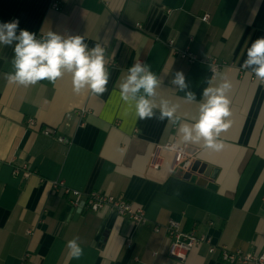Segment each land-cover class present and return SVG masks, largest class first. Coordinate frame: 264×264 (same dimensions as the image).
<instances>
[{"label":"crops","instance_id":"obj_1","mask_svg":"<svg viewBox=\"0 0 264 264\" xmlns=\"http://www.w3.org/2000/svg\"><path fill=\"white\" fill-rule=\"evenodd\" d=\"M60 1L55 10L53 0H0V23L17 18L18 31L81 35L89 49L106 46L108 90L76 94L67 73L55 83L9 84L14 52L0 45V264H23L26 255L25 264H235L209 254L207 246L186 260L165 254L166 235L153 225L171 218L232 250L263 252L264 84L242 65L251 43L264 37V0ZM166 41L225 65L214 75L205 62L178 58ZM138 62L161 80L154 102L176 105L177 124L141 120L121 99L119 84ZM177 71L195 101L171 84ZM222 79L232 83L231 123L218 138L223 148L187 143L199 150L198 163L213 170L209 184L176 169L170 150L161 151L154 167L156 147L185 143L179 124L198 119L203 89ZM29 119L36 124L29 126ZM55 182L81 191L80 204L63 188L55 190ZM94 191L143 207L149 222L87 209L83 201ZM76 237L84 250L78 260L67 248Z\"/></svg>","mask_w":264,"mask_h":264},{"label":"clouds","instance_id":"obj_2","mask_svg":"<svg viewBox=\"0 0 264 264\" xmlns=\"http://www.w3.org/2000/svg\"><path fill=\"white\" fill-rule=\"evenodd\" d=\"M18 27V20L0 23V45L12 47L14 52L11 60L13 70L5 74L9 84L29 87L41 80L55 83L67 73L76 94L88 90L94 96H101L108 90L110 73L105 67V48L101 44L89 49L81 35L65 37L49 30L37 38L35 33L26 29L18 31ZM242 67L250 70L257 81L264 84V37L256 39L248 47ZM171 84L185 93L187 102L195 101L196 94L189 90L182 71L174 74ZM160 87L161 80L150 66L138 62L128 68L127 75L120 82V97L141 120L167 119L177 124L180 118L176 115V105L167 99H161L159 104L154 102ZM231 89L232 83L227 79L203 89L204 101L199 104L198 119L191 124H179L183 142L200 144L203 141V147L216 151L223 148L218 138L231 123L226 119L231 115L228 96ZM154 109L159 110L158 116ZM67 248L71 258L78 260L83 255L79 237L68 241Z\"/></svg>","mask_w":264,"mask_h":264},{"label":"built area","instance_id":"obj_3","mask_svg":"<svg viewBox=\"0 0 264 264\" xmlns=\"http://www.w3.org/2000/svg\"><path fill=\"white\" fill-rule=\"evenodd\" d=\"M60 0H53L52 7L55 10L60 9ZM209 15L203 17L204 20H207ZM13 20H18L13 18ZM19 22V21H18ZM141 27V25H138ZM44 34L36 35L37 38L42 37ZM166 43L171 47L173 53L180 59H185L189 63L195 61L205 62L210 65L211 72L216 75L221 68L225 65V62L219 61L213 56H199L195 54L190 49L180 50L177 49L174 45V41H166ZM105 48L107 47L102 45ZM143 64V62H141ZM110 64V63H109ZM109 64H105L106 69L108 70ZM36 121L34 119L28 120L29 126H34ZM43 132L46 135L53 133L51 129H44ZM58 139L65 142H70L67 138L63 136H58ZM170 150L174 153V167L179 169L184 174H187L189 179L197 183L208 185L209 178L213 175V170H209L210 167L202 166L197 161V155L199 150L187 143L179 144L176 140L169 141L164 145H158L152 155V165L158 167L160 165L161 151ZM18 169L15 170L17 174ZM29 172L25 173V176L28 177ZM60 188L64 189V193L67 196L73 198L74 204H80L82 200V192L67 187L63 182H55L54 189L59 190ZM83 204L87 209L93 212H99L102 210L115 211L120 216H126L130 218L134 223L138 225L146 224L149 222V219L146 215V210L137 206L131 201L126 199L117 198L114 195L108 193H102L100 191H94L88 194L83 201ZM213 223H211L212 225ZM154 232L161 233L164 232L166 235L165 242L166 248L164 253L170 257L178 258L180 260H186L188 255L195 249H199L203 246H207L208 252L211 255H218L219 259L223 262L235 263V264H264V251L259 253H249L245 252L242 249L232 250L226 245H220L214 242L213 238L209 234L198 233L195 229L186 230L182 222L176 218L169 219L165 224L154 223L153 225ZM131 242L128 243L131 246ZM155 254H157L155 252ZM26 255L23 259V264H25Z\"/></svg>","mask_w":264,"mask_h":264}]
</instances>
